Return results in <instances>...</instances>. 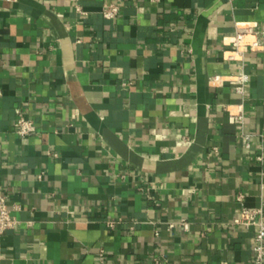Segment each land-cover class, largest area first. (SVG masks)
I'll return each instance as SVG.
<instances>
[{
	"label": "crops",
	"instance_id": "obj_1",
	"mask_svg": "<svg viewBox=\"0 0 264 264\" xmlns=\"http://www.w3.org/2000/svg\"><path fill=\"white\" fill-rule=\"evenodd\" d=\"M254 23L264 0H0V193L18 221L0 264H254L256 228L234 220L240 193L264 208V35L226 53Z\"/></svg>",
	"mask_w": 264,
	"mask_h": 264
},
{
	"label": "built area",
	"instance_id": "obj_2",
	"mask_svg": "<svg viewBox=\"0 0 264 264\" xmlns=\"http://www.w3.org/2000/svg\"><path fill=\"white\" fill-rule=\"evenodd\" d=\"M119 6L114 3H107L103 5L102 13L105 18L109 20L115 19L119 15ZM248 33L255 34L256 39L250 42H245L244 38ZM264 35V29H260L257 23L254 24H238L236 34L232 37L229 45H232L233 49L226 51L228 59H242L243 48H250L251 50L260 49L263 47L262 37ZM234 89L243 96L249 92L250 75L245 70H240L235 76L230 79ZM243 104V103H242ZM242 107V105H240ZM229 112V120L232 123H243L244 114L243 110L239 109L234 111L231 106L226 107ZM16 132L21 136H27L35 133L38 129L37 124L24 116L20 109H17V120L15 124ZM245 142V146L248 149L252 148L251 134H242ZM0 153V160H1ZM258 161L264 162V147L260 148V154L256 157ZM264 186V184H263ZM238 201L241 203V215L234 220L235 224H240L245 227H255V244H254V264H264V208L248 207L244 203V194L238 195ZM14 209H11L7 204V197L0 193V233L5 230L15 227L17 224V218L13 215ZM177 225L187 229L189 222L185 219H181L178 222H172L169 224V228H174ZM160 232L156 231V235ZM103 256V251L100 253Z\"/></svg>",
	"mask_w": 264,
	"mask_h": 264
}]
</instances>
